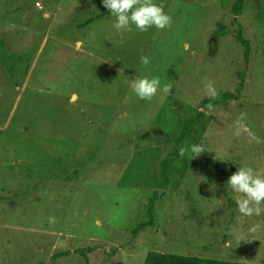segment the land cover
Wrapping results in <instances>:
<instances>
[{
	"label": "rangeland",
	"instance_id": "1",
	"mask_svg": "<svg viewBox=\"0 0 264 264\" xmlns=\"http://www.w3.org/2000/svg\"><path fill=\"white\" fill-rule=\"evenodd\" d=\"M235 2L154 0L170 28L117 32L101 0H0V264H143L152 251L264 264V231L248 232L264 214L242 216L227 185L239 167L264 174V0L239 16ZM240 73L238 101L203 106L208 81L234 93ZM143 77L171 93L139 99L129 85ZM241 112L261 143L234 135ZM191 144L204 153L180 157Z\"/></svg>",
	"mask_w": 264,
	"mask_h": 264
},
{
	"label": "clouds",
	"instance_id": "2",
	"mask_svg": "<svg viewBox=\"0 0 264 264\" xmlns=\"http://www.w3.org/2000/svg\"><path fill=\"white\" fill-rule=\"evenodd\" d=\"M101 2L115 18L113 27L117 32H132L133 25L140 32H146L153 26L158 30H164L170 28L173 23L172 17L165 13L164 6L154 3V0H101ZM139 59L145 67L150 63L146 55H141ZM129 87L139 99L147 101H151L158 90L164 94H170L172 90V85L167 83L161 88L159 77L138 78L132 80ZM204 92L210 98L218 94L212 81L205 84ZM212 107L208 105L209 109ZM234 129L235 136L246 134L249 143H261L260 138L247 126L245 113L241 112L234 121ZM201 153H204V147L199 144L181 146L178 150L180 157L190 154V159L198 157ZM227 185L236 194L235 203L242 216L259 217L264 214V174H258L250 166L239 167L230 175ZM260 231H264V223L261 222L254 223L248 229L249 234ZM230 234L239 240L238 229L233 228Z\"/></svg>",
	"mask_w": 264,
	"mask_h": 264
},
{
	"label": "trees",
	"instance_id": "3",
	"mask_svg": "<svg viewBox=\"0 0 264 264\" xmlns=\"http://www.w3.org/2000/svg\"><path fill=\"white\" fill-rule=\"evenodd\" d=\"M244 4V0H236V2L233 4L232 9L235 13V16H239L242 6ZM238 29L234 36L235 41L241 45L243 48V55L245 58L248 56L249 46L248 42L242 37L241 35V28L240 25L237 24ZM243 79H244V73H240L239 75V84L237 86V89L234 93L225 92L218 94L215 98L211 100H205L203 106L208 105H218V104H225L228 101H238L240 99L241 91L243 89ZM200 116V112H196L194 115L188 118L187 122L182 128V132L180 135V138L177 139L173 144V151L168 155L166 160H169L170 158L174 157L176 155L179 142L181 138L189 131H191L192 124L198 119ZM204 164L218 172L219 174L224 173V167H226L225 164L214 161L209 159L206 156H203ZM165 167V164L162 165ZM154 199L151 200V203L149 205L148 211H147V221L144 224H141L138 226V229H143L144 227L151 226L152 225V206ZM74 253H80V255L85 256V252L83 249L81 250H73ZM70 251L63 252L64 256L70 255ZM143 264H244V263H233V262H225V261H219V260H213V259H204L199 257H193V256H183V255H174V254H167V253H161L157 251H152L147 253Z\"/></svg>",
	"mask_w": 264,
	"mask_h": 264
}]
</instances>
